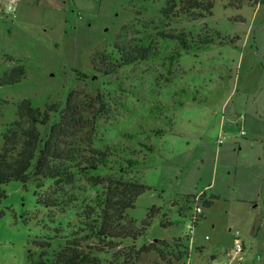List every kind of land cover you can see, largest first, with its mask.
I'll return each instance as SVG.
<instances>
[{"label":"rangeland","instance_id":"374dc122","mask_svg":"<svg viewBox=\"0 0 264 264\" xmlns=\"http://www.w3.org/2000/svg\"><path fill=\"white\" fill-rule=\"evenodd\" d=\"M167 1L17 0L5 15L9 3L0 0V75L25 69L18 83L0 87V142L23 99L62 109L71 91L102 94L109 111L97 121L94 144L133 153L140 165L130 177L150 187L127 215L140 229L156 210L143 236L110 250L84 239L76 217L103 196V185L80 178L67 191L75 202L46 208L52 181H11L1 186L0 264H27L41 254L33 242L48 240L51 254L75 235L101 247L94 256L102 264H264V3L215 0L211 15L192 20L164 18ZM162 31L210 40L184 50ZM122 33L151 43L157 56L95 75L92 56L112 55ZM153 242L162 256L134 261Z\"/></svg>","mask_w":264,"mask_h":264},{"label":"trees","instance_id":"16d2710c","mask_svg":"<svg viewBox=\"0 0 264 264\" xmlns=\"http://www.w3.org/2000/svg\"><path fill=\"white\" fill-rule=\"evenodd\" d=\"M254 3L263 4L264 0H255ZM214 4L215 0H168L160 14L167 19L179 14L196 20L211 15ZM159 34L162 39L176 41L184 50L200 48L210 40L189 33L171 35L162 31ZM155 56L157 52L151 43L147 45L143 40H128L122 33L116 39L113 54L92 56L91 65L95 75L109 76L122 67ZM24 76L22 64L8 68L0 75V87L16 84ZM5 103L0 99V112ZM108 111L105 98L99 93L89 95L71 91L62 109L49 102L40 109L34 107L29 99L19 101L16 104V119L5 126L1 134L0 200L4 197L1 186L11 181L25 185L30 180L35 183L48 180L54 183V187L50 196L43 200L44 205L46 208H59L76 201L67 191L74 188L80 178L89 179L92 186L103 185L104 193L96 199L94 206L86 207L76 215L81 231L88 233L84 239H97L99 246L110 250L115 248L116 242L137 241L145 234L156 210L151 209L140 229L127 215L135 207L137 198L150 187L130 177L133 172L139 171L140 165L133 153L113 144H94L97 121ZM52 117L56 121L43 136L40 129L48 126ZM100 172L106 174L100 175ZM83 241L76 235L68 237L60 250L51 254L48 240L35 241L33 244L41 250V254L37 257L29 255L27 264H102L101 259L94 256L101 247L94 250ZM152 252L162 256L160 244L142 245L134 261Z\"/></svg>","mask_w":264,"mask_h":264},{"label":"built area","instance_id":"2783aa9c","mask_svg":"<svg viewBox=\"0 0 264 264\" xmlns=\"http://www.w3.org/2000/svg\"><path fill=\"white\" fill-rule=\"evenodd\" d=\"M3 2H7L9 3V5L7 6V8L5 9V12L3 14L5 15H11L15 12V6L14 4L16 3L17 0H2ZM202 212L201 208L199 206L195 207V211L193 216L190 218V222L188 224V229L190 232L193 231V227L195 226V224L198 221V217L200 215V213ZM243 251V245L239 240H235L234 242V252L236 254H240Z\"/></svg>","mask_w":264,"mask_h":264}]
</instances>
